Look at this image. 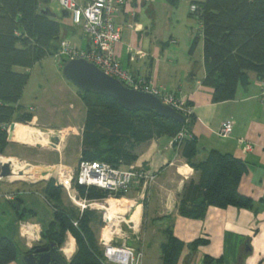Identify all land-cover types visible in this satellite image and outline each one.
<instances>
[{
	"label": "crops",
	"instance_id": "0c3cea01",
	"mask_svg": "<svg viewBox=\"0 0 264 264\" xmlns=\"http://www.w3.org/2000/svg\"><path fill=\"white\" fill-rule=\"evenodd\" d=\"M74 1L77 5L84 6L92 0ZM181 2L182 0L179 5L172 6L167 0H126L115 18V23L121 30L120 42L115 47V59L135 79L152 81L156 87L175 93L192 107L194 121L190 133L197 143L198 154L194 158L196 163L203 162L206 154L214 150L230 154L246 164L238 192L251 199L254 207L251 210L209 208L203 220L180 217L177 206L184 185L189 180L197 181V175L178 150L173 148L172 140L160 137L139 144L134 149L137 160L130 166L147 171L155 176V180L147 187L139 184L127 192L133 197L132 201L134 197L141 200L130 218L131 220L137 216L138 226L134 228L129 223L128 228L139 239V248L144 254L143 264H162L160 246L166 242V229H170L173 237L183 243L177 264H264V102L261 101L264 79L260 80L254 74H249L248 84L238 86L234 100L212 102V88L203 85L206 66L202 41L196 47L200 49L198 59L194 58L196 50L191 56L185 55L187 47L199 34L200 26L195 19L189 17L190 0L185 5ZM46 7L58 18H62V10L56 0H50ZM60 22L62 39L71 41L81 51L90 48L81 27L73 25L69 16L62 18ZM181 48L186 49L183 55L180 54ZM57 66L61 72L58 61ZM67 88L60 93L66 97L77 94L79 98L75 87L70 84ZM78 100L83 105L80 98ZM34 111L35 108L31 113L33 119L30 123L16 125L14 132V125L9 126L6 151L10 145L18 144L37 145L39 150L48 146L50 152L47 156L50 158L54 154L52 152L58 151L64 143L58 134L60 130L49 125H38L36 122L39 117L33 114ZM226 121L233 122L232 132L227 139H219L217 132ZM84 122L85 115L80 123L79 157ZM31 125L33 127L30 128ZM51 137L60 138L58 148L50 146ZM240 140L244 141L242 145L239 144ZM201 149L207 152H202ZM4 157V154L0 155V167L6 162L13 163V160L6 161ZM44 164L46 163L40 165ZM12 170L13 174L22 171L39 176L38 170H30L21 164L12 165ZM13 179L25 180L22 177ZM42 188V184L0 181V239L13 241L17 253H20L19 260L17 255L16 261L10 264H23V257L39 244L46 243L42 239V233L53 220V213L52 219L44 225L38 218L40 210L37 203L27 200L32 195L41 196ZM68 235L69 233L66 240L72 238ZM155 237L161 239L157 242L152 240L153 244L146 239ZM72 240L75 244L73 238ZM196 241L205 243L192 252L189 246ZM62 249L61 247L60 254L68 263L70 260L65 257Z\"/></svg>",
	"mask_w": 264,
	"mask_h": 264
},
{
	"label": "trees",
	"instance_id": "16d2710c",
	"mask_svg": "<svg viewBox=\"0 0 264 264\" xmlns=\"http://www.w3.org/2000/svg\"><path fill=\"white\" fill-rule=\"evenodd\" d=\"M167 1L176 6L180 0ZM49 2L0 0V155L8 147L9 126L28 124L33 119L32 114L23 111L19 104L31 68L45 58H56L65 40L61 37L62 18L39 13ZM189 17L200 26L189 54L194 53L201 40L206 66L203 85L212 88V102L234 100L238 86L248 84L249 74L264 79V0H190ZM57 61L62 69L67 59ZM77 91L85 108L79 161L103 162L114 168L127 167L137 160L134 154L137 145L167 137L197 175V181L189 180L184 185L177 206L180 217L203 220L209 208L253 209V201L238 192L246 171L243 161L214 150L206 154L203 162L194 161L198 148L190 133L193 113L183 125H179L152 111L128 112L112 98ZM180 133L183 137L176 139ZM39 184L43 185L41 196L50 204H57L51 206L53 220L42 233V239L62 247L67 233H70L76 251L67 264H105L103 251L91 228L93 212L85 209L76 213L62 209L63 190L54 180ZM75 188L79 198L88 202L108 198L119 200L127 194L79 185ZM164 235L166 242L160 246L162 264H177L183 243L173 237L170 229H166ZM204 243L196 241L189 247L193 252ZM17 255L14 242L1 238L0 264L15 262Z\"/></svg>",
	"mask_w": 264,
	"mask_h": 264
},
{
	"label": "rangeland",
	"instance_id": "374dc122",
	"mask_svg": "<svg viewBox=\"0 0 264 264\" xmlns=\"http://www.w3.org/2000/svg\"><path fill=\"white\" fill-rule=\"evenodd\" d=\"M186 1L187 0H182V5H185L184 3H186ZM179 2L177 5H179ZM180 12L181 11L179 10V13ZM181 49L182 51L180 54L183 55L184 50L186 49ZM189 49L190 45L185 51L186 56H191L189 54ZM195 50L196 52L194 51V58L198 59L200 55V49ZM68 85L70 86V84L64 79L58 69L56 58H45L31 68L27 85L24 88L23 95L20 100V105L23 111L27 113H32L33 108H35L33 114L39 117L36 123L38 125H49L54 129L57 128L58 130H60L58 131V134L59 136H61L64 143L59 147L58 151L52 152L54 153L51 155L52 158H49L47 156V153L50 152L48 146H45L44 149L39 150V148H37V145H10L9 149L4 153V158L6 159V161L13 160V163H10L11 166L21 164L22 166H24L25 168L27 167L30 170H38L39 176L37 175L38 177L32 180L27 179L23 181H16L15 179L10 178L6 181L36 185L41 183L42 181H49L52 180V178L57 177L59 171L63 170L66 165H68V167H71L72 169L77 167V164L80 160L78 153L80 144L79 137L81 135L82 128L80 123L83 121L85 109L83 105L80 104L77 94H71L66 97L64 94L60 93L62 91L65 92L64 89H68ZM74 93H76V91ZM29 127L31 128L33 126L31 125ZM15 130L16 125L13 126L12 131L14 132ZM43 144L48 145V143ZM41 163L46 164L42 166L40 165ZM49 170H51V172ZM154 180H152L149 184H151ZM149 184H147L146 187ZM61 195L63 203L62 209H66L67 211L74 210L76 213L81 212V207H78L65 191H62ZM132 198L133 197L131 196V194H127L125 197L119 200L108 198L100 202L90 203V206L86 205V210L92 211L94 214L91 228L95 233L96 239L98 241V246L102 251L103 246L100 242L101 235L102 241L105 243H110L113 246L123 245L125 247L133 248L137 252H141L144 256L143 252L139 248V239H137L136 235H133V230H130L128 228V222L132 217L133 210L137 206V204L141 202L139 198L134 197L133 201L131 200ZM27 200L37 203V205L39 206L38 210H40L38 213L40 222L44 225L48 224V221L52 219L53 209L51 206H54L56 203L50 204L44 199V197L39 195H32ZM95 204L110 208L114 212H117L119 209H121V215L120 217H115L113 220H108L105 212L93 208ZM69 235L71 234L69 233ZM71 237L73 238L72 235ZM108 239H110V241ZM146 239L150 240L151 244H153L154 240L155 242H157L161 239V237ZM66 242L67 240L65 239L62 248L65 246ZM18 254L20 253L18 252ZM19 256L20 255H18V260ZM104 262L105 264H112L107 261ZM141 264H143V258Z\"/></svg>",
	"mask_w": 264,
	"mask_h": 264
},
{
	"label": "built area",
	"instance_id": "2783aa9c",
	"mask_svg": "<svg viewBox=\"0 0 264 264\" xmlns=\"http://www.w3.org/2000/svg\"><path fill=\"white\" fill-rule=\"evenodd\" d=\"M60 9L68 13L69 19L75 26H80L83 36L90 45V49L81 51L69 40L61 43L56 59H84L96 66L105 75L118 80L126 88L150 94L163 105L171 107L187 119L193 113L184 99L175 93L166 91L152 81L135 79L132 74L124 70L115 59V47L120 42L121 30L115 23V18L126 0H92L84 6H79L74 0H56ZM131 60H134L131 58ZM264 102V94L261 99ZM233 128L232 121L224 122L217 132L219 139H227ZM183 137L180 133L176 139ZM173 143V142H172ZM243 140L239 141L242 145ZM51 169V168H49ZM155 176L143 169L133 166L114 168L103 162L79 161L76 168L65 167L59 171L57 177L52 178L56 186L65 191L73 202L81 207V212L90 203L79 198L75 186L96 187L110 193H126L131 187L142 184L146 186ZM0 180H2L0 178ZM72 196V197H71ZM12 197L10 198V200ZM76 226V223H74ZM21 231V227L19 229ZM103 257L112 264H141L143 255L133 248L113 246L101 239Z\"/></svg>",
	"mask_w": 264,
	"mask_h": 264
},
{
	"label": "water",
	"instance_id": "95a60500",
	"mask_svg": "<svg viewBox=\"0 0 264 264\" xmlns=\"http://www.w3.org/2000/svg\"><path fill=\"white\" fill-rule=\"evenodd\" d=\"M40 15L56 18L49 7H43ZM62 18H68L66 11H61ZM61 74L64 79L81 92H92L94 94L114 99L125 111L136 110L152 111L164 119H168L183 125L185 117L171 107L163 105L156 97L126 88L118 80L111 78L101 72L96 66L84 59L68 60L62 65ZM50 146L56 148L60 144L59 137L49 139ZM202 152H207L201 149ZM13 176L10 163H4L0 167V178L8 179ZM53 242L47 246L34 249L22 258L23 264H67V261L52 250Z\"/></svg>",
	"mask_w": 264,
	"mask_h": 264
},
{
	"label": "bare ground",
	"instance_id": "6f19581e",
	"mask_svg": "<svg viewBox=\"0 0 264 264\" xmlns=\"http://www.w3.org/2000/svg\"><path fill=\"white\" fill-rule=\"evenodd\" d=\"M3 128L6 129V126L3 127ZM57 148H58V146H57ZM33 171H37V170L34 169ZM49 171L51 172V170H49ZM19 177H22L25 180H27V179L32 180V179H35L38 176H37V174H31L30 172L23 173L22 171H17L16 174H13V176L11 177V179H13V178H19ZM9 179L10 178H8V179H2L0 181H6V180H9ZM93 208L105 212L108 220H113L115 217H120L121 211H122L121 209H119L117 212H114L110 208L103 207L102 205H96V204H95V206ZM128 223L133 224L134 225V228H137L138 223H139L138 222V217L137 216H134ZM62 251H63V254L65 255V257L68 258V259H70L73 256V254L75 253V244H74L72 238H69L67 240V242L65 243V246L63 247Z\"/></svg>",
	"mask_w": 264,
	"mask_h": 264
},
{
	"label": "flooded vegetation",
	"instance_id": "af4514ba",
	"mask_svg": "<svg viewBox=\"0 0 264 264\" xmlns=\"http://www.w3.org/2000/svg\"><path fill=\"white\" fill-rule=\"evenodd\" d=\"M49 243L48 242H46V243H41V244H39L37 247H35L34 249H36V248H39V247H44V246H47ZM55 244V247L52 249V250H54L56 253H58L60 256H61V254H60V247L56 244V243H54ZM33 249V250H34ZM32 250V251H33ZM31 251V252H32ZM62 257V256H61ZM51 264H54V263H51Z\"/></svg>",
	"mask_w": 264,
	"mask_h": 264
}]
</instances>
